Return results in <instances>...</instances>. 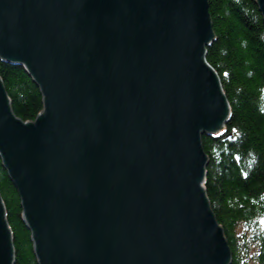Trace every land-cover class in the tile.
<instances>
[{"label": "water", "instance_id": "water-1", "mask_svg": "<svg viewBox=\"0 0 264 264\" xmlns=\"http://www.w3.org/2000/svg\"><path fill=\"white\" fill-rule=\"evenodd\" d=\"M208 11V0H0V59L43 96L22 122L0 78V158L38 264H231L204 186L201 135L230 115L205 60ZM14 259L0 194V264Z\"/></svg>", "mask_w": 264, "mask_h": 264}, {"label": "trees", "instance_id": "trees-1", "mask_svg": "<svg viewBox=\"0 0 264 264\" xmlns=\"http://www.w3.org/2000/svg\"><path fill=\"white\" fill-rule=\"evenodd\" d=\"M215 38L206 61L220 78L231 114L205 135V189L232 254L231 264H264V19L254 0H209ZM12 111L33 121L43 96L25 68L0 60ZM0 194L13 237L14 264H38L21 199L0 158Z\"/></svg>", "mask_w": 264, "mask_h": 264}, {"label": "rangeland", "instance_id": "rangeland-1", "mask_svg": "<svg viewBox=\"0 0 264 264\" xmlns=\"http://www.w3.org/2000/svg\"><path fill=\"white\" fill-rule=\"evenodd\" d=\"M256 4H257V3H256ZM257 6H258V4H257ZM258 7H259V6H258ZM258 9H259V8H258ZM259 12H260V11H259ZM260 13H261V12H260ZM261 15H262V14H261ZM262 17H263V16H262ZM263 19H264V18H263ZM212 42H213V41H212ZM210 44H211V43H210ZM210 44H209L208 46H210ZM12 64H13V63H12ZM209 66H210V65H209ZM213 70H214V69H213ZM214 72H216V71L214 70ZM218 77H219V76H218ZM219 80H220V78H219ZM220 85H221V88H222V92H223V94L225 95L221 82H220ZM225 97H226V95H225ZM226 99H227V98H226ZM227 102H228V99H227ZM228 104H229V102H228ZM229 107H230V104H229ZM230 114H231V109H230ZM229 117H230V115H229ZM228 119H229V118H228ZM228 119L226 120V122H225V124H224V126H223V129H222L221 131H219L218 133H222V132H223V130H224L225 127H226V123L228 122ZM218 133H216L215 135L208 134V133H204V134L201 135V138H203V136H205V135L218 136ZM202 149H203V152L206 154V152L204 151V148H203V142H202ZM206 157H207V159H208L207 154H206ZM208 164H209V159H208V162L206 163L205 170H206ZM206 174H207V172H206ZM205 179H206V177H205ZM205 192H206V189H205ZM206 195H207V193H206ZM207 198H208V196H207ZM208 200H209V198H208Z\"/></svg>", "mask_w": 264, "mask_h": 264}, {"label": "bare ground", "instance_id": "bare-ground-1", "mask_svg": "<svg viewBox=\"0 0 264 264\" xmlns=\"http://www.w3.org/2000/svg\"><path fill=\"white\" fill-rule=\"evenodd\" d=\"M255 1V0H254ZM255 3H257L256 1H255ZM208 4H209V0H208ZM258 4V3H257ZM259 8V7H258ZM209 12V11H208ZM209 14H210V12H209ZM210 17H211V15H210ZM211 23H212V18H211ZM212 30H213V26H212ZM213 35H214V37L213 38H215V33H214V31H213ZM214 40V39H213ZM212 43V42H211ZM208 47V46H207ZM206 54H207V48H206ZM1 60V59H0ZM205 60H206V55H205ZM3 61V60H2ZM3 62H6V61H3ZM8 63H10V62H8ZM12 64V63H11ZM16 65H20V64H16ZM20 66H22L23 68H25L23 65H20ZM26 69V68H25ZM217 74V73H216ZM218 75V74H217ZM31 77V76H30ZM1 78V77H0ZM32 78V77H31ZM2 80V79H1ZM32 80H33V78H32ZM34 81V80H33ZM3 82V81H2ZM35 83V82H34ZM4 85V84H3ZM5 87V86H4ZM14 113V112H13ZM15 115V114H14ZM16 116V115H15ZM16 118H18L17 116H16ZM18 119H20V118H18ZM21 120V119H20ZM36 120V119H35ZM35 120H33V121H30V122H32V123H34L35 122ZM22 122H26V121H23V120H21Z\"/></svg>", "mask_w": 264, "mask_h": 264}]
</instances>
